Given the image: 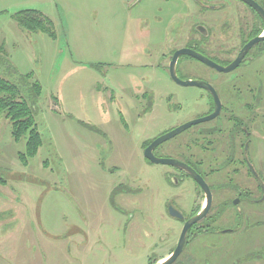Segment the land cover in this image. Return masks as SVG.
Returning a JSON list of instances; mask_svg holds the SVG:
<instances>
[{"label":"rangeland","instance_id":"obj_1","mask_svg":"<svg viewBox=\"0 0 264 264\" xmlns=\"http://www.w3.org/2000/svg\"><path fill=\"white\" fill-rule=\"evenodd\" d=\"M236 1L210 0L220 7L214 10L195 0H0V77L21 83L27 97L26 86L41 84L36 121L43 139L24 165L25 139L16 141L0 115V264H150L152 257L156 264L173 252L183 223L168 204L189 217L206 199L194 179L146 159L143 144L206 116L213 105L208 92L176 83L169 64L173 51L201 37L196 26L204 24L217 43L205 55L226 65L234 55L224 42L238 43L247 28V9ZM25 9L48 17L54 34L21 27L14 15ZM263 69L245 61L225 73L189 56L178 61L181 78L211 83L222 99L258 91L249 109V157L262 181L264 157L254 150L264 142ZM245 99L251 97L239 102ZM216 121L190 127L156 152L199 167L194 152L218 167L210 174L200 166L214 188L204 218L211 228L173 264H264V200L243 203L241 214L231 202L240 189L264 195L244 145L230 144L229 129L214 133L216 159L201 143L188 145L199 129L217 130ZM119 185L128 191L112 197Z\"/></svg>","mask_w":264,"mask_h":264},{"label":"flooded vegetation","instance_id":"obj_2","mask_svg":"<svg viewBox=\"0 0 264 264\" xmlns=\"http://www.w3.org/2000/svg\"><path fill=\"white\" fill-rule=\"evenodd\" d=\"M254 1L257 2L264 9V0H254ZM195 2L198 5L202 6L203 8L214 9V10L220 9V7L217 4L211 3L210 0H206V1L195 0ZM236 3L241 4L242 6H244L247 9V12H248V20H247V25H246L247 28L239 31V33H238L239 42L238 43L224 42V44H231V46L226 45L225 48H223V50L230 52L234 55L232 58L227 59L228 64H230L232 61H234L236 59V57L238 56L240 51L243 49V47L248 42H250L252 39H255L259 36H264V18H263V16L254 7H252L251 5H249L248 3H246L242 0H237ZM196 30H197V32H199L201 34V37L198 40L197 39L191 40L188 44H186L185 47L193 48V49L197 50L198 52L205 55L204 52L208 51L209 49L210 50L214 49L213 45H211V44H217V43H213V41H211V39H210L211 33H209L207 27L204 24H199L198 26H196ZM174 52H173V54H174ZM173 54H172V56H173ZM245 61L250 63V65H254L256 62H259L260 65L264 66V39L254 43V45L248 50V52L245 55L242 63ZM228 64H226V65H228ZM187 69L190 72L196 73V71L192 67H187ZM238 90L242 91V89H238ZM208 94H210V93L208 92ZM218 94H219V92H218ZM256 95H258V91H256V90H253V91L248 90V94H244L243 92H240L239 95L229 92L227 95L223 96V99H222V95L219 94L221 101H222L221 112L219 113V115L216 118L205 122V123H209L213 120H217L216 123H219L217 125L218 126L217 130H215V129H213L215 131L210 130V129H212L210 127L203 129V130L199 129L197 131V137L198 138L196 140L193 138L192 142H191V140L188 141V145L189 146L194 145L197 141V143L199 142L207 148V149L205 148L206 151L207 150L212 151L214 154V157L216 159V149H217L218 143L214 139V133L220 132L224 129H229L230 144L234 145V144H237L238 142H240L241 144L244 145V152H243L244 161H245L246 165L248 166V170L252 173V175L254 176L256 181L258 182L259 190L261 189L262 192L264 193V188H263L264 187V181L261 180V177L255 171L254 166L252 165V162H251L250 157H249L250 144H251L252 140L255 139L253 136V132L250 130V128H252L253 124L255 123V115L251 114L249 109L251 108V106L253 107V105H251V103H253L255 106V103H254L255 98L254 97ZM263 95H264V91H263ZM248 96L251 97L250 100L245 99V100H241L239 102L240 97H247L248 98ZM214 110H215V104H213L211 106V108L208 110L206 115L212 114L214 112ZM240 118H241V121H239ZM229 124H231V126ZM209 130L213 131V132H209ZM161 145H159L155 149V154ZM259 145H260V152L261 153L258 152L255 148L254 155L258 156V154H261V156L264 157V142H259ZM203 146H202V148H204ZM233 152H234V149H233ZM162 153L163 152H161V154ZM191 155H192L191 157L193 159H195L194 157H197V156L200 157L198 160H199V163H201L202 165H199V167H197L196 164H194L191 161H186V163H188L190 166H192L202 176L205 175L202 172H205L206 169L203 168L204 170H201L200 166L204 165L205 167H209V173L210 174L218 168L217 166L213 165V163H209V165H205V162H203V160H205V157H202V156L198 155L197 153L192 152ZM208 161H211V160L208 159ZM171 167L173 169H175L176 171L182 173L183 178H184V176L191 178L185 171H183L179 168H176L174 166H171ZM195 184L197 185V187L199 189L198 192L200 194L203 193V198L206 199V195H205L204 191L201 189V187L196 182H195ZM209 186H210L211 190L213 189V191H214L213 185L212 186L209 185ZM213 191H212V194L214 196ZM248 191H249L248 189L243 190V191H242V189L237 190V192H238L237 197L238 198L236 199V197H234L231 200L232 204L237 208V210L240 214H241V210L238 207L240 205H242L243 203L260 204L261 201L264 200V195L262 198L249 197L247 195ZM200 206H202V205H200ZM198 209H200L199 206H198ZM198 212H196L194 214L192 212V214L195 215ZM192 214L190 216H193ZM190 216L185 217V220H183V221L180 220L183 223V226H184L186 220L188 218H190ZM204 222H206L205 219H203L198 224H195L190 229V231L188 233V237H187L186 246H188V244H189L188 242L191 238L199 235L201 230L207 231V229L211 228L212 224H210L209 222L204 224ZM225 229L226 228L218 230V233H222V234L225 233L223 231ZM228 230L230 231L228 233H235L237 231V228H235V227L232 229L227 228V230H225V231H228Z\"/></svg>","mask_w":264,"mask_h":264},{"label":"water","instance_id":"obj_3","mask_svg":"<svg viewBox=\"0 0 264 264\" xmlns=\"http://www.w3.org/2000/svg\"><path fill=\"white\" fill-rule=\"evenodd\" d=\"M242 1H244V2L248 3L249 5H251L252 7H254L264 18V9L257 2H255L254 0H242ZM262 39H264V36H259L255 39H252L250 42H248L243 47V49L240 51V53L238 54L236 59L228 65H221V64L217 63L216 61H214L212 58L198 52L197 50H195L193 48H189V47H182V48L177 49L171 58V61L169 64V73H170V76L172 77V79L176 83H178L182 86H197L199 88H202V89L208 91L214 99L215 110L210 115H206V116H203L201 118L190 121L186 124H183L177 128H174L173 130H170V131L166 132L165 134L157 137L144 150L145 151L144 155H145L146 159H148L150 162L155 163V164H164V165L174 166L176 168H179V169L185 171L192 179L195 180V182L201 187V189L204 191V193L206 195V206H205V208L203 210H201L198 214H195L186 220V222L182 228L177 246L174 249V251L168 257L160 260V262H158L156 264H173L176 262V260L182 254V252L184 251V249L186 247L187 237H188V233H189L190 229L193 227V225H195L196 223H199L202 219H204L207 216V214L210 211L212 202H213V194H212V191H211L209 184L206 182L205 178L200 173H198L192 166H190L188 163L183 162V161L178 160V159L160 157V156H157L155 154V149L159 145H161L162 143L166 142L167 140L179 135L180 133L184 132L185 130L189 129L192 126H195V125L200 124L202 122L210 121V120L216 118L222 109V101H221V98H220L216 88L211 83H209L205 80L181 78L179 76V73H178V61H179L180 57H182V56H189V57H192V58L199 60L200 62L206 64L207 66H209V67H211V68H213L219 72H225V73L231 72V71L237 69L241 65L245 55L247 54L248 50L254 45V43L257 41H261ZM173 180L175 182H177L175 178H173ZM168 213L173 218H176V219L182 220V221L185 220L184 213L180 209L176 208L172 203H169V205H168ZM225 232H227V231H225Z\"/></svg>","mask_w":264,"mask_h":264},{"label":"trees","instance_id":"obj_4","mask_svg":"<svg viewBox=\"0 0 264 264\" xmlns=\"http://www.w3.org/2000/svg\"><path fill=\"white\" fill-rule=\"evenodd\" d=\"M14 17L21 27L31 32L44 31L52 35L54 34L52 32V21L38 10H21ZM26 88L30 93L28 97L25 96V89L22 88L21 83L13 82L6 77H0V115L10 121L12 136L16 141L25 139V151L21 152L19 157L21 162L27 166L29 160L35 157L43 146V139L36 121V103L41 97L42 86L39 82L35 81L26 86ZM209 95L214 102L212 95ZM150 143L151 141L145 142L143 148H146ZM4 181L5 179L0 177V182L5 183ZM120 189L124 192L128 191L125 186L119 185L113 191L112 197L118 194ZM195 209L196 211L193 214L199 210L198 208ZM214 232L212 231L211 233ZM196 237L191 238L188 243ZM154 260L155 258L152 257L150 264L158 261L154 262Z\"/></svg>","mask_w":264,"mask_h":264},{"label":"crops","instance_id":"obj_5","mask_svg":"<svg viewBox=\"0 0 264 264\" xmlns=\"http://www.w3.org/2000/svg\"><path fill=\"white\" fill-rule=\"evenodd\" d=\"M149 96H150L149 94L145 93V94L143 95V98H147V97H149Z\"/></svg>","mask_w":264,"mask_h":264}]
</instances>
